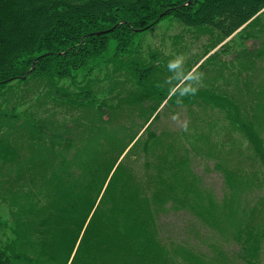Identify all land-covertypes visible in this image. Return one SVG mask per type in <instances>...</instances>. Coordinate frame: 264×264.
<instances>
[{
    "label": "trees",
    "instance_id": "trees-1",
    "mask_svg": "<svg viewBox=\"0 0 264 264\" xmlns=\"http://www.w3.org/2000/svg\"><path fill=\"white\" fill-rule=\"evenodd\" d=\"M263 8L264 0H0V198L9 209L0 264H264V78L227 80L228 92L214 84L210 56L174 75L171 57L144 56L139 37L165 18L214 30V44L245 23L240 31L258 37ZM200 74L204 84L192 83ZM213 110L245 139L250 152L238 154L249 168L230 161L243 144L207 119ZM166 111L182 112L196 139L185 127L159 128ZM196 157L214 160L219 195L196 173ZM182 211L219 239L213 255L191 242L199 228L161 237Z\"/></svg>",
    "mask_w": 264,
    "mask_h": 264
},
{
    "label": "rangeland",
    "instance_id": "rangeland-1",
    "mask_svg": "<svg viewBox=\"0 0 264 264\" xmlns=\"http://www.w3.org/2000/svg\"><path fill=\"white\" fill-rule=\"evenodd\" d=\"M261 19L264 20V14L261 15ZM254 31L255 29L253 27L244 31H240L239 29L231 33L228 37H225L218 43L214 44V39L217 37V33L214 30L195 26L189 27L182 24L178 20H175L174 18H165L160 21L153 29L149 30L142 36H139L140 38L142 37L140 42V50L144 56H147L149 51L151 52L152 50L160 52L164 59H162L161 57L159 61L166 60V57H171V61L178 55L182 54L184 57V63L188 62L190 64H193L194 62V65H192V68L190 69L192 72L200 63H202L210 56L207 59V61L209 62L207 64H210V67L213 66V69L218 70L219 75L217 74V77L220 76L218 80H216L215 82L213 81L214 84L218 87H226L227 91L229 92L231 91V86H225L227 80L234 78V80H237L238 83H243L244 80L242 76H246L245 78L248 79L253 78L256 82H260L264 78V73L261 75H251L254 69L253 64H256L259 68L260 66H264V55L262 54V52H264V35H259L258 37H256ZM246 53H252V59H249L245 62V60L243 61V58L245 57ZM213 55H215V59H211V56ZM212 62H215V64L213 65ZM184 63L182 67H184ZM182 67H177L176 69H174L173 72H176V74L174 75L179 76V74L183 72L181 70L183 69ZM243 70H245L246 72ZM247 73L249 75L248 77ZM204 80L207 79L204 78L203 75L200 76L199 79L193 76V80L191 82L203 85ZM27 108H29V106L23 105L19 108V112H23ZM243 108L245 109L244 112H247L248 107L245 101H243ZM181 113L182 112H164L163 115H161V121L157 126L161 129L168 128L174 132H180L185 127V136H188V141L190 139H196L195 129L193 127H190L191 124L188 126L189 120L184 116L181 117ZM206 115H208L207 119L211 121L218 119L224 125V129L221 132H227L231 134L229 139L239 138L241 140L243 144L242 149L234 148L233 150H231L229 153V159L233 163L243 165L244 163L242 162V158L245 154L240 156L238 152L241 150L250 152L245 139H243L242 136L239 133L235 132L232 128L228 127V122L225 120L223 113H221L220 111H208ZM150 119L138 131L134 140H136L140 135L143 134V131ZM204 131L206 130L204 129ZM215 131L213 130V133H209L210 141H214L217 138L218 135L215 134ZM131 145L132 143L128 147H130ZM230 145L231 143L227 144L224 147V150H230ZM124 153L126 152L124 151ZM213 163L214 160H205V158L201 157H196L193 162L195 166L194 169L197 174H200L203 177L204 184L212 187L215 193L219 195L223 186L222 177L221 174L215 173V171L210 170ZM205 165H207L208 169L205 168ZM244 165L248 166V168L250 166L247 163ZM1 200L2 199L0 198V220L3 221L8 218L9 209L8 206ZM188 225L193 226L194 228H199V230L202 232L201 233L200 231H198L199 235L196 236L189 233L191 242L197 244V246L201 247L202 250L207 249V251H211L210 253L211 255H213L212 245L214 244V242L219 243V239H217L212 232L204 231L203 229H201V226L184 211H182V213L177 212L175 213V215L170 214V216H168V219L164 223V228H162V230L160 231L161 237L164 239V241L167 242L165 237L183 234V232L187 230L186 226ZM6 233L7 231L0 229V238ZM215 248H218V246L215 245ZM260 264H263L262 257L260 259Z\"/></svg>",
    "mask_w": 264,
    "mask_h": 264
},
{
    "label": "clouds",
    "instance_id": "clouds-1",
    "mask_svg": "<svg viewBox=\"0 0 264 264\" xmlns=\"http://www.w3.org/2000/svg\"><path fill=\"white\" fill-rule=\"evenodd\" d=\"M184 63V57L182 54L178 55L176 58H174L173 60L169 61V68L170 70H174L177 67H182ZM202 76V74H200ZM197 79H199L200 77H196ZM192 94H195L196 92V88H192L191 90Z\"/></svg>",
    "mask_w": 264,
    "mask_h": 264
}]
</instances>
